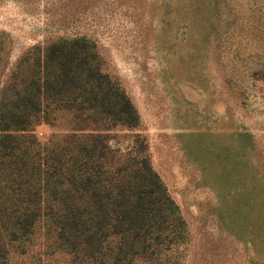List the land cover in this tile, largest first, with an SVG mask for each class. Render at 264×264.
Listing matches in <instances>:
<instances>
[{"label":"rangeland","instance_id":"374dc122","mask_svg":"<svg viewBox=\"0 0 264 264\" xmlns=\"http://www.w3.org/2000/svg\"><path fill=\"white\" fill-rule=\"evenodd\" d=\"M78 35L138 110L112 144L147 141L187 224L180 264H264V0H0V96L25 52Z\"/></svg>","mask_w":264,"mask_h":264},{"label":"trees","instance_id":"16d2710c","mask_svg":"<svg viewBox=\"0 0 264 264\" xmlns=\"http://www.w3.org/2000/svg\"><path fill=\"white\" fill-rule=\"evenodd\" d=\"M42 122L65 132L42 142ZM139 126L94 39L25 52L0 96V264H180L187 224L147 141L112 144Z\"/></svg>","mask_w":264,"mask_h":264}]
</instances>
